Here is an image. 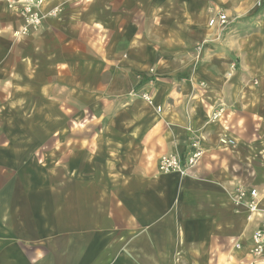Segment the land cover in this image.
Returning <instances> with one entry per match:
<instances>
[{
	"label": "crops",
	"instance_id": "obj_1",
	"mask_svg": "<svg viewBox=\"0 0 264 264\" xmlns=\"http://www.w3.org/2000/svg\"><path fill=\"white\" fill-rule=\"evenodd\" d=\"M235 5L45 0L49 38L28 72L0 75V264H140L161 226L152 264H264L257 219L231 200L257 187L264 207V45L208 26ZM196 149L186 177L158 171Z\"/></svg>",
	"mask_w": 264,
	"mask_h": 264
},
{
	"label": "rangeland",
	"instance_id": "obj_2",
	"mask_svg": "<svg viewBox=\"0 0 264 264\" xmlns=\"http://www.w3.org/2000/svg\"><path fill=\"white\" fill-rule=\"evenodd\" d=\"M235 4V15H229V23L225 27H217V29L226 34L239 33V29H241L244 38H250L253 35L252 33L255 35L259 32V35L256 34L255 36L256 38L257 36L259 37V44L264 45V0H246V2L244 0H235ZM43 5H45V0H0L1 76L28 72L29 70L23 69V65H19L18 61L22 58L27 61L29 57H34L32 53L33 44L31 42L43 41L45 37L49 38L44 31V20H42L43 16L39 11ZM31 17L39 21L33 23ZM55 33L59 36L60 32L56 30ZM36 59L38 60L37 66L40 68L39 70H43L42 73H44L46 70L44 53L38 52ZM249 127L252 135L254 131L251 123ZM253 138V145L256 147H253L254 149H252L251 153L252 166H257L258 170H264V128H261L258 137L252 136ZM255 188L258 189L257 187ZM159 228L162 230L163 226ZM159 228L150 229L143 234L142 242L145 243V258L140 259V264H152L149 260H153L151 257L154 252L153 248H151L152 233L157 234L156 231ZM135 241L136 239L130 242ZM157 244H160L162 252L167 251L168 243L164 242L162 237ZM135 264L137 263L135 262Z\"/></svg>",
	"mask_w": 264,
	"mask_h": 264
},
{
	"label": "built area",
	"instance_id": "obj_3",
	"mask_svg": "<svg viewBox=\"0 0 264 264\" xmlns=\"http://www.w3.org/2000/svg\"><path fill=\"white\" fill-rule=\"evenodd\" d=\"M260 5V3H259ZM33 23L39 20L32 18ZM229 23L227 14L222 11H216L214 16L208 21L209 27L223 28ZM149 101V99L147 98ZM219 113L213 115V119H217ZM220 143L230 148L235 147V142L227 136L220 138ZM196 147V145H194ZM201 156L200 150L196 149L191 154L186 156L179 154H170L162 156L158 159L157 169L162 174L177 175L186 177L190 169L198 162ZM233 205L236 207H244L249 214V217H255L259 223L258 227L251 235V248L249 253L251 256H264V207L262 197L259 191L255 188H248L243 185H236L231 195Z\"/></svg>",
	"mask_w": 264,
	"mask_h": 264
}]
</instances>
